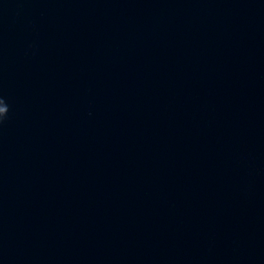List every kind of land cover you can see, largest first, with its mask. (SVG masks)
<instances>
[{"label": "clouds", "instance_id": "clouds-1", "mask_svg": "<svg viewBox=\"0 0 264 264\" xmlns=\"http://www.w3.org/2000/svg\"><path fill=\"white\" fill-rule=\"evenodd\" d=\"M9 112L8 104L6 103L5 99L0 96V123L4 121V119L7 117Z\"/></svg>", "mask_w": 264, "mask_h": 264}]
</instances>
